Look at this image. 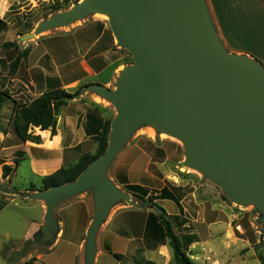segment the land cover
<instances>
[{
  "label": "water",
  "instance_id": "obj_1",
  "mask_svg": "<svg viewBox=\"0 0 264 264\" xmlns=\"http://www.w3.org/2000/svg\"><path fill=\"white\" fill-rule=\"evenodd\" d=\"M92 14L108 16L118 46L133 63L115 89L93 85L84 90L111 101L117 111L105 154L74 182L26 194L47 204L41 242L50 245L56 239L58 205L94 189L85 262L96 264L97 234L111 207L124 200L138 208L108 178V169L132 132L146 123L179 139L187 163L234 202L264 210V66L226 50L205 0H81L20 42L28 44Z\"/></svg>",
  "mask_w": 264,
  "mask_h": 264
},
{
  "label": "crops",
  "instance_id": "obj_2",
  "mask_svg": "<svg viewBox=\"0 0 264 264\" xmlns=\"http://www.w3.org/2000/svg\"><path fill=\"white\" fill-rule=\"evenodd\" d=\"M54 1L0 0V93L6 95L0 111V214L12 208L24 211L26 216L19 219L26 226L23 237L15 243L6 238L7 243L0 252V264H11L15 254L23 257V264H45V256L54 251L55 241L43 253L38 247L41 242L37 238L45 225L47 214L46 202L30 199L18 192L32 194L29 191L31 186H35L37 191L41 190L43 177L77 163L85 154L95 153L97 146L93 139L99 127V119L103 118L102 112L95 105H102L95 94L88 91L84 93V90L93 85L114 89L131 57L129 52L118 46L108 21L100 16H92L70 27L47 32L28 44L20 42L21 36L34 32V27L37 28L48 16L55 14L29 22L28 13ZM205 3L226 50L231 48L229 35L236 31H248L252 38L259 35L260 39L255 40L257 45L252 54H247L255 60L264 61V51L260 45L264 44V0H205ZM18 19L24 23L18 24ZM6 43H17L18 47H5ZM22 52H27V57L22 59L16 73L10 75L11 63ZM57 89H63L75 97L59 111L56 135L50 130L34 128L32 134L39 137L40 142H22L15 133V109ZM120 163L118 165H124L125 168L135 165ZM4 166L10 168L6 176ZM147 184L137 185L147 188ZM175 199L156 202L168 203L164 210L168 218H173L172 226L178 236H192V233L185 230L189 228L188 218L182 216L181 212L177 214L168 209L170 203H179ZM66 203L64 208H59L64 202L59 204L55 212L59 224L55 240L64 238L69 222L73 231L81 232L79 249L86 264V240L94 218V208L84 195L67 200ZM140 206H119L102 224L97 234L96 264H103L106 255L115 257V254L121 256L115 257L119 264H123L125 258L130 261L128 264L172 263L174 255L169 243H149L152 241L149 238L165 233L159 220V226L153 225V215H157L155 209ZM31 209L36 211V215L30 214ZM120 215H124V218H119ZM132 229L141 233L130 235L128 232ZM119 247L125 251H118ZM196 247L195 241L186 249V253L194 251ZM202 250L199 248L200 253L193 260L196 264H206L204 258L209 257V252L203 253Z\"/></svg>",
  "mask_w": 264,
  "mask_h": 264
},
{
  "label": "rangeland",
  "instance_id": "obj_3",
  "mask_svg": "<svg viewBox=\"0 0 264 264\" xmlns=\"http://www.w3.org/2000/svg\"><path fill=\"white\" fill-rule=\"evenodd\" d=\"M73 1H65L66 4L62 6V10L56 13L59 14L71 9L75 5ZM56 4L57 1H55L53 6ZM51 13H53V10L49 5H40L36 10L28 13V21L33 22ZM101 15L103 14H92L84 20L92 16L101 17ZM105 20L108 21V19ZM22 23L24 21L18 19V24ZM64 28L67 27L59 29ZM33 30L35 31L36 27ZM229 39L231 47L230 49L227 48L229 53L250 57L249 54H252L253 48L257 45L255 40L258 41L260 36H253L252 38L248 31H236V33L229 35ZM260 45L264 51V44ZM130 56L128 66L133 63V57L131 54ZM257 61H260L259 63L264 66V61L261 59ZM91 93L95 94L98 100H100L103 117L112 123V120L117 114L114 104L94 92ZM120 161V164L129 162L135 165L132 168L129 166L125 168L124 165H118ZM108 178L122 192L130 194L133 202L137 203L138 208L141 207L140 205H144L148 208L155 209L157 215L152 214L154 217V226H159L157 225L158 214L161 212L159 208L167 209L168 203L159 204L156 202L157 205H153L150 200L144 201L135 198L125 189L124 185L148 183L146 189L150 193L149 197L152 195V198L163 187L171 190L179 203L177 205L170 203V208L168 209L177 214L181 212L182 216L188 218L189 228L185 230L192 233V237L196 241V246H198L194 251H188V255L192 260H195L196 255L200 253L198 252L199 248H203V253L206 251L209 252V257L206 256L204 258L206 264H264V210L254 204L243 205L234 202L219 186L212 183L201 172L187 163L185 147L179 139L157 130L152 124H142L132 132L123 150L111 162L108 169ZM0 189L2 188L0 187ZM18 193L23 196L27 194ZM83 195L91 202L94 208V217V189H89L64 200V204L59 208H64L68 204L66 203L67 200H74ZM119 206L131 207L124 200H120L111 207L107 219ZM23 212L9 208L0 214V252L3 250L4 244L7 243L6 238L11 239L10 241L15 243L19 238L23 237L26 226L19 221V219L26 217ZM29 212L30 214L36 215L34 209H31ZM119 218H124V215H120ZM166 218L172 225L174 224L173 218ZM68 225L64 238L60 241L55 240L54 251L52 253L50 252L48 256H45L43 263L84 264V256L79 249L81 232L79 233L77 230L73 231L71 229L72 225L69 222ZM128 233L130 235H137L141 231L132 229ZM161 235L149 238V240H152L149 243H169L167 237ZM179 235L182 238L185 236L183 234ZM42 237V234H39L37 240L41 242ZM52 244L48 245L41 242V245H38L40 252L47 251ZM117 250L122 253L125 251L122 247L117 248ZM129 262L127 258L123 259V264H128ZM11 264H23V257L15 254ZM103 264H119V261L114 256L106 255L103 259ZM171 264H175L174 259Z\"/></svg>",
  "mask_w": 264,
  "mask_h": 264
},
{
  "label": "trees",
  "instance_id": "obj_4",
  "mask_svg": "<svg viewBox=\"0 0 264 264\" xmlns=\"http://www.w3.org/2000/svg\"><path fill=\"white\" fill-rule=\"evenodd\" d=\"M57 1L55 6L54 3ZM49 6L53 10V13L62 10L67 0L59 1L55 0ZM81 0H74L73 4L79 3ZM47 17V16H46ZM18 47L17 43H6L5 47ZM27 52H22L19 54L18 58L10 65V75L16 73L19 65L23 58H26ZM4 93H0V111L3 106ZM75 97V95L68 93L63 89H57L49 91L43 94L41 97L34 100L32 103L24 106H18L14 111V125L15 133L22 142L35 141L40 142V138L32 134L34 128H39L43 131L50 130L53 135H56L57 128V116L59 111L67 106L69 102ZM95 108L102 112L103 109L99 105H95ZM111 131V121L106 120L105 117H100L99 127L96 130L94 136V142L97 145V151L95 154H85L79 161L73 165L63 167L57 172L45 176L42 178V188L41 190H48L54 186H62L71 182H74L96 159L103 156L109 145V136ZM10 168L4 166V176L7 175V171ZM125 189L128 190L135 198L142 199L144 201H151L153 205H157L156 201L170 199L176 201L175 195L168 188H163L156 193L155 197L151 195L149 197V191L137 184H125ZM29 191L35 192L36 187L31 186ZM149 197V198H148ZM161 211L158 214V220L164 228V235L169 241V245L173 249V255L176 264H196L190 256L186 253V249L195 242L192 236H178L173 229L171 222L166 218L167 213L164 209L159 208ZM187 239V240H186ZM186 240V241H185ZM115 257L121 258L120 255L115 254ZM26 264H30L27 262Z\"/></svg>",
  "mask_w": 264,
  "mask_h": 264
},
{
  "label": "bare ground",
  "instance_id": "obj_5",
  "mask_svg": "<svg viewBox=\"0 0 264 264\" xmlns=\"http://www.w3.org/2000/svg\"><path fill=\"white\" fill-rule=\"evenodd\" d=\"M102 18L108 19V16L106 14L101 15Z\"/></svg>",
  "mask_w": 264,
  "mask_h": 264
}]
</instances>
